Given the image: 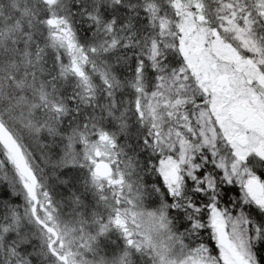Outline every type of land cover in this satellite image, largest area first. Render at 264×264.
Here are the masks:
<instances>
[{
	"label": "snow or ice",
	"instance_id": "1",
	"mask_svg": "<svg viewBox=\"0 0 264 264\" xmlns=\"http://www.w3.org/2000/svg\"><path fill=\"white\" fill-rule=\"evenodd\" d=\"M0 264H264V0H0Z\"/></svg>",
	"mask_w": 264,
	"mask_h": 264
}]
</instances>
